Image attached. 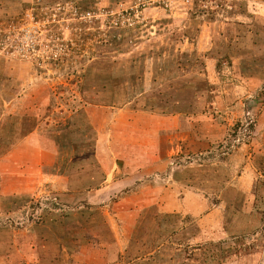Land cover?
<instances>
[{"label":"rangeland","instance_id":"rangeland-1","mask_svg":"<svg viewBox=\"0 0 264 264\" xmlns=\"http://www.w3.org/2000/svg\"><path fill=\"white\" fill-rule=\"evenodd\" d=\"M31 7L67 54L2 49ZM0 36V264H264V0H0ZM95 142L74 174L103 181L70 189Z\"/></svg>","mask_w":264,"mask_h":264},{"label":"built area","instance_id":"built-area-1","mask_svg":"<svg viewBox=\"0 0 264 264\" xmlns=\"http://www.w3.org/2000/svg\"><path fill=\"white\" fill-rule=\"evenodd\" d=\"M34 8L31 7L26 11V15L20 17L17 23L13 26V28H9L2 36V49L6 50V54L11 57H16L19 59H37V54L43 49V53L41 54L42 59L45 55L47 58H57L55 55L67 52L72 49L70 41H66L62 36L57 35L50 25L47 26L44 22L40 21L36 18L34 12L32 11ZM83 10L81 12H77L78 20L87 19L90 13ZM50 30L48 33L47 30ZM42 32H45V37L48 38V42L43 43L40 41V37ZM0 36V37H1ZM61 37V38H60ZM46 46V49L43 47ZM50 53V55H47ZM44 54V55H43ZM54 56V57H53Z\"/></svg>","mask_w":264,"mask_h":264},{"label":"crops","instance_id":"crops-1","mask_svg":"<svg viewBox=\"0 0 264 264\" xmlns=\"http://www.w3.org/2000/svg\"><path fill=\"white\" fill-rule=\"evenodd\" d=\"M108 79V78H107ZM100 107V106H99ZM111 107H114V106H111ZM115 108V107H114ZM97 110H100L99 108H96ZM137 114H139V115H137ZM133 116H135V118H137V117H139V116H141V117H143V118H146L148 121H150L151 122V120H152V118H155L156 119V121L157 122H159V123H161V125H163V119L161 118V117H158V115H155V114H149V113H147V112H141V111H139V112H137V113H133ZM177 119H179L178 117H172V121H173V123L175 124H172L173 126L171 127V129L170 130H175V126L177 125ZM186 124V123H185ZM159 126V125H155V127H152V128H154V132L156 133V135H158V132H156V131H158L159 130V128H161L162 130H163V128H164V126ZM31 133V132H30ZM151 133H153V131H151ZM28 135V134H27ZM34 134H32V136H33ZM34 138V137H33ZM39 138V137H38ZM38 138H34V143H33V145L35 146V147H37V146H41V144L39 143L40 142V140L41 139H38ZM41 138V137H40ZM37 140H38V142H37ZM73 144V143H72ZM50 147V146H49ZM73 150H78V149H80L81 148V145L79 146V145H76V144H73V145H71L70 146ZM89 149L88 150H83V149H81L80 150V152H82L83 153V155L85 156V157H83L82 159H80V160H77V156H78V151L77 152H75L74 153V158H72L71 160H69L68 162L69 163H65L66 165H65V167L67 166V165H69V166H71V165H75L76 167H80V166H82V164L83 163H86V162H90V163H92V164H96L95 165V167H97L98 166V164L97 163H100L99 162V160H98V156H99V148H100V145H99V148H98V142H95V144L94 143H92V144H90L89 146ZM131 146H129L127 149H129V150H127V151H131V148H130ZM84 152H85V154H84ZM127 157H129V159H131L132 158V156H131V154L130 153H128V156ZM136 157L137 156H135L134 157V159H136ZM88 159V160H87ZM133 159V160H134ZM97 160H98V162H97ZM94 162H97V163H94ZM118 165H120L119 163L117 164V161L116 160H114V162H113V172L111 171V173L107 170V171H105V174H106V178H107V180H109V178H110V176H111V178H112V182L111 183H108L109 184V186L110 187H115L116 186V184H117V182H119V184H120V181H124L125 182V185H123V186H126L125 187V190L127 191L129 188L130 189H132V187H135V188H139V187H141V186H143L144 185V179H138L137 178V175L138 174H140V172L142 171H140L139 173L137 172H134V173H130L128 176H121V177H118L117 178V176H120V172H119V166ZM73 171V170H72ZM143 171H144V169H143ZM104 172V171H103ZM73 174V178L74 179H76L74 176L76 175V174H74V172L72 173ZM81 174H83L82 172H81ZM66 175H67V173H66ZM90 176V178H92V175L91 174H89ZM95 174H93V176H94ZM142 175V174H141ZM57 176V175H56ZM55 177V176H54ZM69 177V176H68ZM95 177V176H94ZM114 177H116V178H114ZM114 178V179H113ZM54 179H56V178H54ZM58 179H60V181L61 182H63V184H66V181H67V178H65V177H63L62 175H60L59 176V178ZM63 179V180H62ZM81 181L80 180H78V182L77 181H75V183L76 184H78L79 185V183H80ZM108 186V185H107ZM144 188H145V186L144 187H142L141 188V190H143L144 191ZM99 190H102V188H100V189H98L97 191H99ZM124 190V189H123ZM155 191L157 192V191H159V189H155ZM189 195V194H188Z\"/></svg>","mask_w":264,"mask_h":264},{"label":"trees","instance_id":"trees-1","mask_svg":"<svg viewBox=\"0 0 264 264\" xmlns=\"http://www.w3.org/2000/svg\"><path fill=\"white\" fill-rule=\"evenodd\" d=\"M85 8V7H84ZM83 10H86V9H83ZM81 10V11H83ZM201 10H197L196 13L194 14H197L199 13ZM212 20H213V17H211ZM111 78V77H109ZM108 78V79H109ZM89 82V81H88ZM102 85H106V83H103ZM105 87L102 86L100 88V90H97V86L93 83H87L86 80H84L83 82H80V85H79V91H80V95L82 96L83 100L86 102V103H91V104H101V105H105V106H121L125 100L122 99V100H118L116 98V95H107V96H104V95H101L99 94V91H101V89L103 90ZM81 167V166H80ZM79 166L76 167L74 164L70 166V169L71 170H75L73 172H76V173H79ZM82 169V168H81ZM93 171L95 172L94 176H93V172L91 173L92 175V178L90 177H87V180L86 181H82L83 183H80L79 185L75 183V181L78 182V177H75L76 179H74L72 176L70 177L69 176V179H70V182H69V186H70V189H75V188H83L84 190H89L93 187L97 188L99 186V184L103 181L104 179V174H102L101 172H99V170L97 171V168L96 169H93ZM99 172V176L97 177L96 173ZM84 174V173H83ZM257 212L259 213L260 215V219L262 221V225L264 226V210L262 211H259L257 210ZM264 230V228H263ZM220 245L222 244L221 242H219ZM261 246L263 247L264 245V241H261ZM248 248H255L254 245H250V246H246L245 249H248ZM248 251V250H247ZM244 252L245 254L246 253H249V252Z\"/></svg>","mask_w":264,"mask_h":264}]
</instances>
